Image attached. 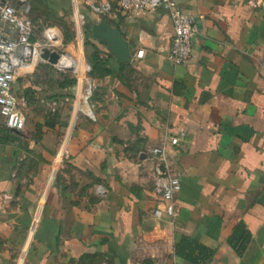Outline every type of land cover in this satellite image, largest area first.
I'll list each match as a JSON object with an SVG mask.
<instances>
[{
    "label": "crops",
    "instance_id": "0c3cea01",
    "mask_svg": "<svg viewBox=\"0 0 264 264\" xmlns=\"http://www.w3.org/2000/svg\"><path fill=\"white\" fill-rule=\"evenodd\" d=\"M110 1L102 16L86 0H50L72 10L65 46L83 72L63 84L69 107L52 127L0 129V264H264V0H173L196 29L180 65L166 5ZM87 38L113 57L91 84ZM158 145L181 178L173 212L153 191Z\"/></svg>",
    "mask_w": 264,
    "mask_h": 264
},
{
    "label": "built area",
    "instance_id": "2783aa9c",
    "mask_svg": "<svg viewBox=\"0 0 264 264\" xmlns=\"http://www.w3.org/2000/svg\"><path fill=\"white\" fill-rule=\"evenodd\" d=\"M86 2L98 15L105 16L113 10L110 0ZM117 4L124 10H149L166 5L174 27L170 57L176 65L188 59L196 32L194 18L173 0H117ZM30 10L29 0H0V116L4 120V125L13 130H23L26 125V115L14 88L15 80L20 73L30 74L40 63H49L42 57L44 49L59 52L58 62L49 63L54 67L81 75L83 72L80 61L66 51L65 41L57 28L49 27L41 37H33L37 25L31 22ZM37 23L39 25V22ZM87 81L91 84L92 78L89 76ZM88 90L91 94L90 87ZM68 100V97L65 98L66 102ZM170 143L179 144V137L171 136ZM149 154V160L153 165V191L164 201L166 208L173 212L175 197L182 186L181 178L170 169L165 145L152 147ZM102 189L99 187L100 192ZM162 211L161 208H156L153 214L160 217Z\"/></svg>",
    "mask_w": 264,
    "mask_h": 264
},
{
    "label": "rangeland",
    "instance_id": "374dc122",
    "mask_svg": "<svg viewBox=\"0 0 264 264\" xmlns=\"http://www.w3.org/2000/svg\"><path fill=\"white\" fill-rule=\"evenodd\" d=\"M34 3L32 17L35 20L31 17V22L38 21L39 25L36 24L37 30L33 37H41L47 28L53 27L57 28L65 41L67 30L73 26L71 18H67V14L72 12L69 6L60 11L51 5L50 0H36ZM36 67L31 74L17 75L14 85L26 115V125L33 124L39 129L44 124L55 122L54 114L58 110L69 107L68 102L65 103V96H69V93H63L62 83L66 76L74 78L75 72L60 70L45 62ZM3 128L4 120L0 116V129Z\"/></svg>",
    "mask_w": 264,
    "mask_h": 264
},
{
    "label": "trees",
    "instance_id": "16d2710c",
    "mask_svg": "<svg viewBox=\"0 0 264 264\" xmlns=\"http://www.w3.org/2000/svg\"><path fill=\"white\" fill-rule=\"evenodd\" d=\"M31 3V10H30V16L32 17V12L34 10V2L36 0H29ZM32 19H34L32 17ZM35 20V19H34ZM38 21H35L36 24ZM72 39V33L71 30H67L66 34H65V42H68ZM85 57L87 58V72L89 74V76L92 79L95 78H102L105 77L111 73H113V69L110 67V61H112L111 59L113 58L112 56H107V57H102L101 56V51L99 50V48L97 47V45L92 42L90 39H86L85 40ZM119 66L121 69H123L125 67V64L122 62H118ZM51 65V64H50ZM53 66V65H51ZM68 84H73L76 82L75 78H72L70 76H66L64 82L62 83V85L64 83ZM96 91L92 92V99L96 98ZM55 115V114H54ZM49 127H52V123H47L46 124ZM243 229L244 228H237L233 235L230 236L229 240L230 242L233 244V246H235L237 248V250L240 252L244 249L245 244L247 243L248 239H249V235L245 237V239L242 241L241 244H237V239L241 237V235L243 234ZM237 238V239H236ZM191 238H183L182 245H191L192 244ZM201 248V247H199ZM205 249V248H204ZM200 250H203V248H201Z\"/></svg>",
    "mask_w": 264,
    "mask_h": 264
},
{
    "label": "water",
    "instance_id": "95a60500",
    "mask_svg": "<svg viewBox=\"0 0 264 264\" xmlns=\"http://www.w3.org/2000/svg\"><path fill=\"white\" fill-rule=\"evenodd\" d=\"M108 43H110L115 48V52L118 57L125 59L124 56L127 51V44L121 38L116 29L109 28L104 34ZM124 52V53H123ZM42 57L51 64H56L59 60L60 54L58 51L44 49Z\"/></svg>",
    "mask_w": 264,
    "mask_h": 264
}]
</instances>
